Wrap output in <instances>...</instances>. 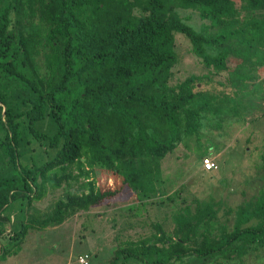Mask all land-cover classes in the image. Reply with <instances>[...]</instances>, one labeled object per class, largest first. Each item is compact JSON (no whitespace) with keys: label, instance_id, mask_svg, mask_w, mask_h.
<instances>
[{"label":"trees","instance_id":"16d2710c","mask_svg":"<svg viewBox=\"0 0 264 264\" xmlns=\"http://www.w3.org/2000/svg\"><path fill=\"white\" fill-rule=\"evenodd\" d=\"M180 9L209 23L198 30ZM178 33L211 73L227 72L232 93L201 88L208 75L171 83ZM262 71L264 0H0V258L17 253L30 230L60 226L125 185L143 197L164 193L162 160L200 136L204 120L244 117L240 94ZM98 170L125 185L103 190ZM260 178L259 193L233 210L232 228L216 202L196 199L174 213L172 231L154 223V233L125 241L117 256L123 264L190 256L244 264L264 248ZM64 186L49 212L13 228L11 209L32 208Z\"/></svg>","mask_w":264,"mask_h":264},{"label":"rangeland","instance_id":"374dc122","mask_svg":"<svg viewBox=\"0 0 264 264\" xmlns=\"http://www.w3.org/2000/svg\"><path fill=\"white\" fill-rule=\"evenodd\" d=\"M179 12L198 30L209 23L198 11L180 9ZM176 51L178 62L173 68L172 84L192 74L208 75L200 84L201 88L232 93L227 72L211 73L192 51L189 39L180 33L176 35ZM240 96L245 105L244 117L204 120L200 136L184 140L162 160L164 193L143 197L127 187L120 175L98 170L95 175L98 186L106 190L125 185L120 195L108 198L89 211L77 213L60 226L30 230L22 247L17 248L18 252L0 258V264H81L80 256L86 254L90 264H123L124 258L121 254L117 256L116 251L124 245L127 235L133 240L150 235L156 231L154 223L157 222L172 231L174 213L187 205H195L196 199L216 202L220 221L232 228L235 223L233 210L263 187L260 178L264 174L263 71L257 83L251 84ZM205 157L212 158L218 168L205 171ZM66 192L64 186L50 191L43 200L34 202L32 208L26 204L11 209L13 228L18 230L21 220L30 215L49 212ZM7 227L10 229L9 225ZM197 261V256H192L175 264H197ZM261 263H264V248L250 252L244 261V264ZM127 264L147 263L131 258ZM233 264L243 263L237 259Z\"/></svg>","mask_w":264,"mask_h":264},{"label":"built area","instance_id":"2783aa9c","mask_svg":"<svg viewBox=\"0 0 264 264\" xmlns=\"http://www.w3.org/2000/svg\"><path fill=\"white\" fill-rule=\"evenodd\" d=\"M203 166H204V169L207 170V171H212V170L218 168V165L216 164V162L210 157H205L204 158ZM79 261H80L81 264H90L89 255L88 254L81 255Z\"/></svg>","mask_w":264,"mask_h":264},{"label":"crops","instance_id":"0c3cea01","mask_svg":"<svg viewBox=\"0 0 264 264\" xmlns=\"http://www.w3.org/2000/svg\"><path fill=\"white\" fill-rule=\"evenodd\" d=\"M204 170H205V169H204ZM205 171H207V170H205ZM207 172H211V171H207ZM131 234H133V233H131ZM137 236H139V235H137ZM143 237H145V236H143ZM140 238H141V237H139L138 239H140ZM130 239H132L131 235H127L125 241H128V240H130ZM138 239H135V240H138ZM190 257H192V256H190ZM174 264H175V263H174ZM212 264H213V262H212Z\"/></svg>","mask_w":264,"mask_h":264}]
</instances>
